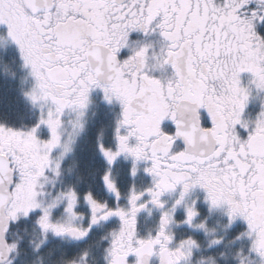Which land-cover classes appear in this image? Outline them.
<instances>
[{"label":"snow or ice","instance_id":"snow-or-ice-1","mask_svg":"<svg viewBox=\"0 0 264 264\" xmlns=\"http://www.w3.org/2000/svg\"><path fill=\"white\" fill-rule=\"evenodd\" d=\"M0 41L37 112L0 118V264L29 223L32 264L50 237L53 264H264V0H0ZM96 93L115 110L90 142L99 191L65 180Z\"/></svg>","mask_w":264,"mask_h":264},{"label":"flooded vegetation","instance_id":"flooded-vegetation-1","mask_svg":"<svg viewBox=\"0 0 264 264\" xmlns=\"http://www.w3.org/2000/svg\"><path fill=\"white\" fill-rule=\"evenodd\" d=\"M14 46V45H13ZM22 74L23 71H22ZM95 95V94H94ZM118 110V109H116ZM251 110L255 112L258 110V105L253 104L251 106ZM115 110L112 106L107 105L101 98V94L95 95V104L92 110L89 112L88 116V127L84 136L81 137L79 146L77 148L76 154L73 156H69L65 161V180L67 182H76L79 176H83L84 180L81 184V188L84 189L88 187L89 184H92L93 188L99 191V178L98 176L94 178L92 169L94 167L91 161L92 149L90 147L91 140H94L95 136L99 134L100 131H105L109 135L111 134V125L114 120ZM171 123L169 122V127H171ZM130 166V162L124 161L123 159L120 161L119 167L117 171L121 174V183L123 184L125 190L127 189L128 183L131 182V177L127 175V169ZM68 168H72L73 171L71 173L67 172ZM140 182L139 180L137 181ZM159 215L158 210H153L152 214L149 215L147 211L141 213L140 217V227L143 231H147L150 228L155 227L156 219ZM210 224L213 226H217L223 230V221H219L218 216L213 217L210 221ZM187 226H180L179 231H186ZM28 229V233H25L24 229ZM31 233V224L22 225L19 229V235L24 237V245L21 252V256L19 257L17 264H32L33 261H36V255L32 253L31 248L28 246L29 234ZM99 232L94 233L90 240H98ZM49 248H51L54 254L50 257L47 254V250L43 254V264H53V262L59 256V249L64 247V245L55 238H51L49 240ZM79 247H84V245H80ZM219 251V249L215 250ZM207 250L204 255H207ZM94 255L97 259L102 255V248L97 247L94 249ZM102 264V261H100ZM222 264H231V261L224 262Z\"/></svg>","mask_w":264,"mask_h":264},{"label":"trees","instance_id":"trees-1","mask_svg":"<svg viewBox=\"0 0 264 264\" xmlns=\"http://www.w3.org/2000/svg\"><path fill=\"white\" fill-rule=\"evenodd\" d=\"M0 49V118L8 119L17 125L31 123L36 118L37 112L23 98L21 94L22 69L13 71L10 62H2ZM20 73V74H19Z\"/></svg>","mask_w":264,"mask_h":264},{"label":"rangeland","instance_id":"rangeland-1","mask_svg":"<svg viewBox=\"0 0 264 264\" xmlns=\"http://www.w3.org/2000/svg\"><path fill=\"white\" fill-rule=\"evenodd\" d=\"M0 49H1V54H2V62H10L11 60L13 63H8L10 67H13V71L19 72L20 71V66H19V61L17 57V53L15 51V47L11 43H6L3 41H0ZM20 74V73H19ZM22 78L19 76V79ZM99 93H96L97 95ZM205 253V252H204Z\"/></svg>","mask_w":264,"mask_h":264}]
</instances>
